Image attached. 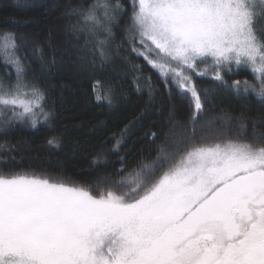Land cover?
<instances>
[{
  "label": "snow or ice",
  "instance_id": "6c2138e0",
  "mask_svg": "<svg viewBox=\"0 0 264 264\" xmlns=\"http://www.w3.org/2000/svg\"><path fill=\"white\" fill-rule=\"evenodd\" d=\"M130 4L131 51L190 98V136L132 170L122 166L118 179L79 183L0 170V264H264V134L253 142L221 139L226 129L199 119L205 104L195 79L227 83L225 72L244 67L253 79L231 87L264 99V38L256 29L264 0ZM122 10L120 0L80 4L70 11L76 21L69 27L91 37L85 47L104 60ZM17 40L11 32L0 35L2 62L13 69L7 83L0 80L5 133L51 116L44 90L26 79ZM96 99L110 102V93L97 92Z\"/></svg>",
  "mask_w": 264,
  "mask_h": 264
},
{
  "label": "trees",
  "instance_id": "16d2710c",
  "mask_svg": "<svg viewBox=\"0 0 264 264\" xmlns=\"http://www.w3.org/2000/svg\"><path fill=\"white\" fill-rule=\"evenodd\" d=\"M93 2L0 0V35L17 36L26 79L44 90L51 113L35 128L17 123L6 133L0 129V170L31 171L79 183H93L102 176L118 179L122 166L132 170L140 161L154 159L159 148L170 149L190 136V98L174 85L166 86L127 42L130 0H120L123 10L112 25L107 59L91 55V44L85 47L91 37L71 31L69 26L76 21L70 17L71 9ZM256 29L264 38V19L257 20ZM6 72L13 69L5 67L0 55V80L7 83ZM195 79L205 104L199 119L226 129L221 139L253 142L254 134H264V99L231 87L234 80L253 79L246 68L225 72L227 83ZM97 92L110 93V102L97 100ZM196 128L199 135L202 125ZM52 138L55 145L48 143Z\"/></svg>",
  "mask_w": 264,
  "mask_h": 264
}]
</instances>
